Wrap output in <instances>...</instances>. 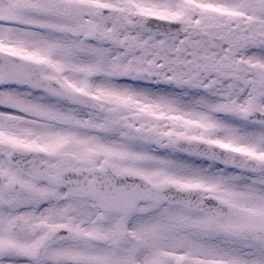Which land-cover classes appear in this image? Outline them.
I'll use <instances>...</instances> for the list:
<instances>
[{
    "label": "snow or ice",
    "instance_id": "obj_1",
    "mask_svg": "<svg viewBox=\"0 0 264 264\" xmlns=\"http://www.w3.org/2000/svg\"><path fill=\"white\" fill-rule=\"evenodd\" d=\"M0 264H264V0H0Z\"/></svg>",
    "mask_w": 264,
    "mask_h": 264
}]
</instances>
